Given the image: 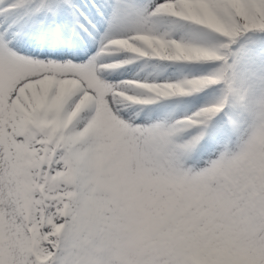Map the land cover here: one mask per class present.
<instances>
[{
	"label": "snow or ice",
	"instance_id": "obj_1",
	"mask_svg": "<svg viewBox=\"0 0 264 264\" xmlns=\"http://www.w3.org/2000/svg\"><path fill=\"white\" fill-rule=\"evenodd\" d=\"M0 264H264V0H0Z\"/></svg>",
	"mask_w": 264,
	"mask_h": 264
}]
</instances>
